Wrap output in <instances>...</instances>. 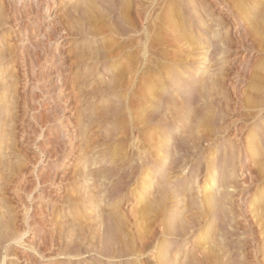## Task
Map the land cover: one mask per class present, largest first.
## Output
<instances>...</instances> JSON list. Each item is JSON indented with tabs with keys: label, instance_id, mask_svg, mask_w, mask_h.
<instances>
[{
	"label": "rangeland",
	"instance_id": "rangeland-1",
	"mask_svg": "<svg viewBox=\"0 0 264 264\" xmlns=\"http://www.w3.org/2000/svg\"><path fill=\"white\" fill-rule=\"evenodd\" d=\"M91 1L93 2V4ZM106 1L107 0L102 1L103 4L101 5L100 3L101 0H95V1L90 0L91 4L89 3L90 4L89 5L88 3H86V2H89L87 0L85 2H82V0H0V12L2 11V13H0V21H1L0 22L1 23L0 24L1 25L0 26V224H2V226L0 225V230L4 229L1 232L2 234L0 233V264H48V263L49 264L50 263L59 264L60 261H62L60 264H64V263L65 264H71V263L72 264H94V262L97 264H101V262H103L102 264L104 263L108 264V261L105 258L103 261L101 260L98 261L97 259H100L101 257L97 258L98 256L97 254L95 253L91 254L93 252L86 254L87 253L86 251L88 250L87 248H89L88 245L89 244L91 245V242L89 241H92L93 239H95L93 240L95 242L94 243L92 242V244L96 243V238H95L97 234L96 230L97 229L99 230L100 228V226L98 227L97 225H100L102 223L101 219L105 218L108 215V213H111L113 210H116L117 212L118 210H120V208L123 207L122 209L124 210L121 209L122 211L130 212V210L132 209L134 210L136 206L137 207L139 206L137 205L139 203L137 202L133 203V201H131L132 199L128 201L126 199L124 200L121 198L122 196H124L123 195L124 193L126 195L132 192L133 189H135V187L138 186L137 185L138 182H140L141 168H139L138 162L136 161H139L140 150L138 147H140L141 145L137 144V141L135 143L134 141H131L129 138L127 139L124 138L125 135L122 132L123 130L125 131V129L123 130L121 129L125 125L124 122L127 123L126 122L127 120L125 119L126 117L122 116L124 119L121 117H118L117 119V117L114 114L115 113L114 107L116 105L118 106L119 103L121 106H123L124 99H121V98H120L121 100L117 99L121 97L120 96L121 94L119 95V92L117 93L116 91L115 93V91L109 88L110 83H111L110 76L112 75L109 70L112 68L113 64L110 63V61H108L109 62L108 63L107 60H105L104 52H106L107 50L106 44L109 41L108 38H106L109 36L107 32L109 30H106L105 28L109 26L110 29H112L113 28V27L111 28L112 25L113 26H115L116 24L118 25V18H119L117 16L118 11L116 10L117 8L115 9V7H118V5L116 4V2L118 1L108 0V2L110 3ZM175 1L178 2L180 5L179 12L180 13L183 12V14L185 13L184 15L187 17L190 24L194 25V27H198L197 22L200 20L199 17H201V14L195 11V9L199 7L198 4L200 5L201 2L203 6L205 5V8L206 7L208 8L207 10H209V14L214 15V17L212 18H214L215 20L216 19L220 20L222 18L223 19L228 18V16L226 15L227 13L225 14V12L222 13L221 11L217 10V7H218V3H216L217 0L216 1L215 0H203V1L198 0L199 2L197 0L195 1L193 0L194 2L190 0L189 2L188 0H186L187 3L185 0H175ZM175 1L171 0L172 3L170 2L171 4L170 3L169 4L176 5L174 4L176 3ZM105 2L107 3V5L108 4L109 5L107 6ZM112 2H113V5H112ZM150 2L151 0H143L141 2V6L142 5L145 6V4H149ZM208 2H210V4ZM83 3H85V5ZM4 4L5 6H3ZM119 4H121V1L119 2ZM92 5H95V6H92ZM96 8L98 11L100 10L99 12L101 14L96 11ZM88 9H89V13L91 14L88 13ZM101 9H103L104 11H102ZM113 11L114 13H112ZM1 14L3 15L1 16ZM105 14H108L109 17L107 15L105 16ZM214 19L211 22H209L210 24L209 27L211 26L213 30H215L214 26L216 25L215 24L216 21ZM102 22L106 23L107 25ZM103 25L105 28L101 30L102 31L104 30L107 33V34L104 33L105 35L102 33L100 34V32H97V31H101L100 29H98V27H101ZM225 26L226 25L218 27L216 30H222L225 28ZM94 27L95 28L97 27V31ZM115 27H118V26H115ZM94 32H97V33L94 34ZM244 32H245V28L243 29V27L241 26L238 27L230 23V26L228 25V27L222 31L221 39L220 40L218 39V41L219 42H231L232 41L233 43L236 41L235 46H240L239 42H237L238 41L237 39L241 37L242 34H244ZM90 33L92 34L90 35ZM215 37L216 35H214V39H216ZM103 41L105 44L103 43ZM198 41L201 42V45L199 44L200 45L199 46L198 44H196L195 47L201 48V46L203 45L202 48H204V40L199 39ZM212 41H214L213 38H212ZM213 43H217V41ZM208 46L209 45H207L205 48H208ZM194 53L198 54V52H194ZM225 53L227 54L226 55L223 53V56L225 58L222 56V59L220 60L221 58L220 56H215L214 59L212 58L211 64L210 63L207 64L208 68H209V65L211 67L208 70L211 69L210 71H212V66L214 65L212 63L213 60H214V63L216 61H220L221 64H219V66L214 68V70L219 67L220 68L223 67L224 69L227 68V70L229 71V74H228V71H227V74L230 77H228V79L226 80L227 81L226 86H225L226 89L223 92H225L226 94H229L233 90L232 93H234V88H237L235 89L236 92L241 91L243 93L244 89H247V88L249 89L250 86L252 88V84H249L248 82H245L243 80L245 79V77L243 78V76L248 72L249 69H252V64L254 67V60L251 56L252 53L247 52L245 55L242 54V56H239V57L238 55L236 56V54L233 51L228 52V53L226 51ZM197 54L194 56L195 59L200 58L197 56ZM180 55L184 56V54L182 53H180ZM97 60L99 61L97 62ZM190 60L188 62H192L194 59H192L191 61ZM122 61L123 60H121L120 62ZM195 61L193 62L196 63L197 61L196 62ZM105 62L108 63V65ZM222 64L224 66H222ZM191 66L192 65L187 66V67L190 68ZM190 69H192V67ZM164 70L160 69L159 71L164 72V74L168 73V72H165ZM182 72L183 70H181V72H178V73L182 74ZM237 72H239L240 74ZM235 74L238 76H236ZM205 77H206V74H205ZM108 79L110 80V82ZM200 80L201 79H198L196 81H200ZM228 85L230 86L234 85V86L228 87ZM105 86L107 87L109 92L107 91ZM169 86H171V88L174 89V84L169 85ZM169 86H168V89L172 90ZM253 87L255 89L254 85ZM180 90L182 91L184 89L181 88ZM175 93L174 94L172 93L170 94L168 92L165 93L164 98L165 99L167 98L165 101L171 102L172 95H176ZM170 96L171 98H169L170 99L169 100L168 97ZM220 97L222 96L220 95ZM262 98L264 100V96ZM262 98L260 99L262 102V106L261 108H258V109L245 108L246 106L243 107L242 106L243 103L240 100L237 99L238 101L237 100L235 101L233 100V98H231L230 100L231 106L229 105L228 107L229 110L226 109L224 114L221 110L218 111L219 108L217 107L216 109L218 113L216 112L215 107L210 108L209 109L210 111L205 110L207 112L212 111L209 114H212L214 117H216L214 119V117L211 115L213 117V118L211 117L213 121H211V118H210L211 122H209V124L210 123L212 124H210L211 127L208 124V126L206 127V130L209 131V133L214 132L213 134L211 133V135H215V134L218 135L220 133L218 136L215 137V139L216 138L217 139H216V144L214 146L216 150L215 152L219 153L217 156H219L220 160H217L218 158L216 159V162L214 164L212 171L215 168H217L218 172L222 174L221 173L222 170L225 171L226 169V167L225 169L221 167L222 165L221 162H223L222 159L225 160L227 159L225 157H229V156L232 157V155L233 157L234 155L236 157L238 153L242 152L238 155L237 158H235L237 160L236 161L237 163H235L236 166L234 165V162H231V160L233 161V157L230 159L228 158L231 162L229 164H232L230 165L231 167H229L230 169L228 168V172H231V175H232L231 177H234L235 179L234 180L233 178L230 177V180L233 182L231 183V186L235 185L233 186L235 190H233V188L231 190L229 189L231 191L230 192L229 190H227L228 187L226 188V190L223 189V192L225 191V193L230 194L229 196H227L228 201L226 203L229 209L230 207H231V210L233 208L232 213L231 212L230 213L233 215L235 214L233 216L229 213L228 217L230 221L226 219V223H225V227L229 228V229L227 228L226 233H229L228 235H231L233 237V238L230 237L228 240V243L230 245L228 243L226 244V246L228 245L227 248L231 247V251H230L231 255L227 254L226 257L232 256L231 257L232 260L231 259L230 260L234 264L238 263L235 261H240L241 263L243 262L242 264H264V234L261 233V232H264V228L262 231L261 226L263 225L261 226L256 225L257 224L256 219H253L254 218V214H252L253 211L250 212V210H252L253 208L252 206L256 207L255 205L257 204L259 205L262 203V202L259 203L257 198H259L260 196H264V183H263L264 178L262 177L263 178V181H262L261 180L262 178H260L262 175L259 176L260 170H262V166L264 164V162H262L264 160L263 158L264 157V154H263L264 153V148H263L264 147V136H263L264 135V125H263L264 124V108H263L264 102ZM180 100H183L184 102L187 101L185 97L179 98V101ZM194 101L196 102V99H194ZM194 101L192 103H195ZM4 102H6L7 106L4 104ZM184 104H186V102ZM111 107L113 108V111L111 110ZM236 108L238 109L237 111L235 110ZM161 109L163 111H158L157 113L161 115V117H164L163 120L167 117V115L168 117L171 116L170 113H168L169 109H167V111H165V108L164 109L161 108ZM261 109L263 111H261ZM213 110L215 113L213 112ZM258 110L260 111V113ZM205 111L204 113L206 114ZM228 115L229 116L231 115V116L229 117ZM161 117L159 116V118ZM244 117H247L248 120ZM118 121H120V123ZM126 127H127V124L125 125L124 128ZM169 128L173 129L174 127L172 125ZM114 130L115 131L117 130V131L115 132ZM120 130L121 132L118 134ZM221 130H223V132H225L226 134L223 133ZM249 132L256 133L257 138L254 139L252 142H250L251 144L249 143L247 147L254 144L255 141L256 143L258 142L257 144L260 147H262L261 148L262 153H261V150L258 151L261 153V155L257 152V156L259 155L258 156L259 158L255 157L254 159H252L253 158L252 151L247 150L246 148L245 138L248 136V134H250ZM121 134H123L124 137ZM219 136L220 137L222 136L221 137L222 139ZM114 137L116 138L115 140H113ZM121 138H123V141H122L123 144H120L122 143L120 142ZM224 138L225 140H228V143H226L227 141H224ZM236 138L238 139V141L236 140ZM229 139L232 143H237V145L239 144L238 145L239 147L241 146L239 148L240 149L239 152L236 151V153L234 154L232 151H230L232 153L229 152V149H231V147L233 146L231 145L232 143H229L230 142ZM174 141H172L171 143H174ZM222 141L224 144L222 143ZM133 143L135 145L134 147H132L131 145ZM243 144L245 145V148ZM122 145L123 147H121ZM184 145L182 144L180 146V143H179V146H178V142L176 141L173 147L176 146L177 147L176 149L174 147L175 150L179 148L177 152L183 151L182 153L185 154L188 151L186 150L187 148H184ZM224 145H225V148H224ZM182 146H183V149H182ZM116 147L118 151L120 149L122 150L123 148H128V149H125V151L120 150L121 155H119L117 158V156L115 157V155H113L114 151L112 152V150L114 149L117 150ZM135 147L138 149H136ZM226 148L227 149L229 148L228 149L229 154L225 153L227 152ZM182 153L181 155L179 154V155L174 156V152L173 153L170 152V155L172 156H171V159L168 160L169 164H171L174 161L173 158L177 157L179 159V156L183 157L181 158L180 161H178V163H176L178 168H176L175 165H174L175 167L171 165L170 166V168L172 167L171 169L169 167L168 168L166 167L163 171L159 172V174L156 175V178H158L160 174H161L160 177L162 178L163 177L162 173L163 174L165 173L164 177H166V175L168 176V173L169 175L173 176V172H172L173 167L176 169L174 170V172L175 171L180 172L183 170L181 169L182 167L187 166L186 170L184 169L185 171L184 170L182 171L183 172L181 174L182 179L181 178L178 179L177 177L175 179H172L171 184L173 185L175 184V186L177 187L172 185V188H171V185L165 186V182L162 183L164 185L163 187H165L163 189L165 190L168 189L167 191H169L170 188L172 189L173 192L174 190H179V189L180 191H182L183 186H186L189 183L194 182L196 178V174H197L196 172L198 171L199 164L207 165L208 161H206V159L210 158L209 154L203 153V152H197V154L195 152L194 153L191 152L192 155L189 153H186L185 155L187 156L184 155L186 158L183 156ZM188 155H191V156L189 157ZM113 156L117 158L115 159L116 161L114 160ZM148 156L151 157L150 155H146V157ZM248 156L250 157L248 158L249 163L246 162L247 161L246 157ZM260 156H263V157H260ZM129 157H131L132 159H130ZM148 158L147 159L145 158L146 161H144L147 164L146 165L147 168L148 166L153 169L159 168L160 166L159 163H156L157 165H154L155 163H153V161L156 162L154 157H153L154 159H152L151 157L150 161L148 160ZM112 159L114 160V162H112ZM261 159L262 161L259 162V160ZM110 161L111 163H109ZM203 162L205 163L203 164ZM123 164L124 165L127 164V165L124 166ZM169 164H167V166ZM183 164L185 166H182ZM206 167L207 166L203 167V169L199 168L202 170V172L200 170V175L197 179H200L199 182H201L200 183L201 185L199 186V188L200 187L201 188L198 189V187L196 188V186H194L195 189L194 188L193 189L196 190V191L192 190L194 192V195L195 194L200 195V193L198 192H201L203 188L202 183L205 180L204 176L208 172ZM188 168L189 170H187ZM167 169L171 170V174ZM96 170L98 172L100 171L99 172L100 174L101 172L102 173L105 172V173L102 175H100L99 173L96 174L97 173ZM111 170H114L112 171L113 174L111 173ZM117 170L119 172H117ZM129 171H133L132 172L133 174H131V172L129 173ZM126 172L130 175L131 179H129L130 177ZM98 175L101 177L103 176L102 179H100ZM95 176L98 177L96 178L98 179L99 182H97V179L95 178ZM136 176H137V179L135 178ZM177 176H179V174ZM160 177L158 179L161 180ZM255 178L256 179L259 178L260 181H262L261 184L259 182L260 186L259 184H257V187L256 185L250 186L252 181H257V180L259 181V179L256 180ZM126 179H127V182L125 181ZM177 179H178V182H177ZM250 179L251 181H249ZM160 180H159L160 183L158 184H161ZM120 182H121V185H120ZM219 182H220V179H219ZM134 185L135 187H133ZM160 186L158 185L155 188L158 187L161 189L162 185ZM120 190H122L121 194L119 193ZM155 190L157 189H154V191ZM172 191L171 193H173ZM102 193L106 194L105 197H104V194ZM139 194H141V192H139ZM139 194H137V196H139ZM152 194L150 195L151 199H152ZM100 196L102 199L100 198ZM195 196H198V195H195ZM120 198L122 199V201ZM231 199H233L235 204L232 203L233 201ZM93 201L94 203H92ZM257 201L258 203L256 204ZM171 202L172 203L170 206L171 207L175 206L173 204L175 200H172ZM94 205H97V207ZM124 206L126 208H124ZM107 207L109 208V210ZM129 207H130V210H129ZM192 207H193L192 210L196 208V206L195 207L192 206ZM103 210H104V213H103ZM100 211L102 212V214ZM171 211L173 212V210ZM175 212L177 211L175 210ZM100 214L101 215L104 214L103 217ZM187 214H189V212ZM220 214H223V213H220ZM76 215H78L80 219ZM98 215L101 217H99ZM239 216L241 218L243 217V219H241ZM223 217L224 216L222 215L219 216L218 218L219 221H217V224L221 221L224 222L223 221L224 219L222 220ZM236 218L237 219L239 218L240 220L239 219L236 220ZM245 219H247L246 222H248V224L245 223ZM227 222L229 225L232 223L231 226L235 227V229L233 228L230 229V226L227 224ZM234 223L235 224L240 223L241 226L245 225L248 228L243 229L241 228V226L239 227L238 225H235ZM243 223L245 224L243 225ZM220 224L221 223H219L218 226H220ZM223 224L224 223H222V226L220 227L225 228ZM77 226L79 228H77ZM109 226L112 228L111 224ZM109 226L108 228H110ZM96 227L98 228L96 229ZM87 228H89L90 231ZM93 228L94 230L92 231ZM252 228L255 230V231L253 230L254 232L252 231ZM79 230H84V233H83L84 235L82 234V231H79ZM247 231H248V234L245 233ZM199 232L200 231H198L196 234H198ZM254 233L255 234L257 233V234L255 235ZM87 234H91V235H88L89 239L88 237L85 238ZM92 235H95V236H92ZM192 236L193 234H191V236L189 237L191 238ZM251 236L254 238H252ZM192 238L193 239H191V241L195 240L194 237ZM84 239H87V240H84ZM82 241L86 243L87 250L85 249L84 247L85 244ZM69 242L70 244L72 243L70 246H69ZM80 242H82L81 245H80ZM245 242L247 243V245ZM251 242L252 243L255 242V243L252 244ZM182 243L183 242L179 241V246ZM241 244L243 245L241 246L243 249L240 248ZM92 246L93 245H91L90 247ZM191 247H192V243L188 245L187 249H190ZM232 247L236 249L234 250V248L232 249ZM64 249L66 250L68 249V250L66 251ZM70 249L73 250L74 252L76 250L78 251L74 253ZM89 249H92V248H89ZM60 250L61 251L64 250L65 252H62V253H66V255L69 257H66V255H63V254L61 255ZM69 250L71 252V255H74V257L73 256L71 257L68 254L70 253ZM79 250L82 251V253L84 252L82 257H81L82 253L79 252ZM76 253L78 254V256H76L77 255ZM236 255H238V257Z\"/></svg>",
	"mask_w": 264,
	"mask_h": 264
},
{
	"label": "bare ground",
	"instance_id": "bare-ground-1",
	"mask_svg": "<svg viewBox=\"0 0 264 264\" xmlns=\"http://www.w3.org/2000/svg\"><path fill=\"white\" fill-rule=\"evenodd\" d=\"M85 1L82 0V2H85ZM87 1H89V2H86V3L89 4L90 0H87ZM102 1H104V0H101V2H100L101 5L103 4ZM116 1H118V2H116L118 7H115V9L117 8L116 9L118 11L117 16L119 18H118V25L116 23H114V24H116L115 26H118V27H115L113 25L111 26V28L113 27L112 29H110L109 26L108 27L106 26L107 28H105L104 25L101 26L102 28L98 27V26L97 27L100 30L103 28H105L106 30H109L107 32H108V35L110 37L109 36L106 37V38H108L109 41L106 44L107 50L105 49L106 52H104L105 53L104 58H105V60H107V62L110 61V63L113 64L112 68L111 67H110L111 69L109 68L110 69L109 71L111 72L112 75L110 76L111 77L110 86L109 85L108 86L113 91H115V93L117 91V93L119 92V95L121 94L120 95L121 97H119V95H118L119 98H117V99H119V100L124 99V102H123L124 105L122 104L123 106H121L119 103L120 106L116 105L114 107V112H115L114 114L117 117V119H118V117H121V118L126 117L125 119L127 120L126 121L127 123L124 122L125 125L127 124V127L124 128L125 125L122 124L124 126L121 129V130L125 129V131L123 130V132H122L125 135V137L123 134H121V135H123V137L126 139L129 138L131 141H134L135 143L137 141V144L141 145L140 147H138L140 150L139 161H136V162H138L139 168H141L140 182H138L137 187H135V185L133 186V187H135V189H133L132 192H130L126 195L124 193L123 194L124 196H122L121 198L124 200L126 199L128 201H130L132 199L131 201H133V203L134 202L139 203L137 205H139L140 207L138 206L139 207L138 208L136 206L137 207V209L135 207L136 210L135 209L130 210V207H129L130 212L129 211L124 212V211H122V210H124V209H122L123 207L122 208L119 207L120 210L117 209L118 210L117 212H116V210H113L114 212L110 211L111 213H108V215L106 216L107 218L106 217L102 218L104 220H102L100 218L102 223L99 222L101 224L97 225L98 227L100 226L99 230L97 229L98 227H96V229L98 230V232L96 230V233H97L96 237H95L96 243L92 244V242L93 243L95 242V241H93L95 239H93L92 241H89V242H91V245H93V246L90 247L91 246L90 244L88 246H89V248H92V249L87 248L88 249L87 250L86 249V247H87L86 243L84 241H82V242H84V244H85L84 247L87 250L86 254L93 252L91 254H94V253L97 254L98 255L97 258L101 257L100 259H97V258H95V259H97L98 261L99 260L103 261L105 258L108 261V264H234L231 261L232 256L231 257L227 256L228 258L226 257V255L230 254V251H231V247L227 248L228 245L226 246V244L228 243L229 238L232 236L228 235L229 233H226L227 232L226 230L228 227L227 228L225 227L226 219L229 220L228 214L230 212L232 213L233 208H232V210H231V207H230V209L228 208L226 202L228 201L227 196H229L230 194L225 193V191L223 192V189L226 190V188L228 187L227 190H229V189L231 190L233 188V186H235V185L231 186V183H233V182L230 180V177L232 175H231V172H228V168L231 167L230 165H232V164H229V163L234 162V165H235V163H237L236 162L237 160L235 158H237L238 155L242 152L238 153V155L236 157H235V155H234V157L232 155L233 161L231 160V162L229 159L232 157H230V156L225 157L224 156L227 159H225V160L222 159L223 162H221L222 163L221 167L224 169L226 167V169H225V171L222 170V172H221L222 174H220L218 172L217 168H215L212 171L214 164L216 162V159L218 158L217 160H220L219 156H217L219 153L215 152L216 150L214 147L216 144V139H217V138L215 139V137L218 136L220 133L218 135L217 134L211 135V133L213 134L214 132H211V130H210L211 133H209V131L206 130V127L208 126L209 122L213 121L212 118L214 116L212 114H209L212 111L207 112L205 110H209L210 108L215 107V110L217 112V109H216V107H217V108H219L218 111L221 110L224 114L225 110L228 109L229 105L231 106V104H230L231 98H233V100H235V101L237 99L240 100L243 103L242 106L243 107L246 106L245 108H248V109L261 108L262 102L260 99L264 96L263 95V93H264V0H217V2H216V3H218L217 10L221 11L222 13L225 12V14L227 13L226 15L228 16V18H226V19L222 18L220 20L219 19L215 20L214 18H212V17H214V15L209 14V10H207L208 8L207 7L205 8V5L203 6V4L201 2L200 5L198 4L199 7L196 6L197 8L195 9V11L197 13L201 14V17H199L200 22L199 21L197 22L198 27H194V25L190 24L189 20L184 15L185 13L183 14L182 11H181L182 13L179 12V6L180 5L175 0L174 1L176 3H174V4H176V5H173V4L170 5L172 3L171 0H151V2L149 4H145V6L144 5L141 6V2L143 0H116ZM120 1H121V4H119ZM190 1H193V0H190ZM106 2H108V0ZM210 2H208V3L210 4ZM4 3H6V2H4ZM108 3H110V2H108ZM186 3H187V1H186ZM195 3H197V2H195ZM83 4L85 5V3H83ZM92 4H93V2H92ZM95 5H96V3H95ZM95 5H92V6H95ZM106 5H107V3H106ZM112 5H113V2H112ZM114 5H115V3H114ZM181 5H182V3H181ZM3 6H5V4ZM185 8H186V6H185ZM103 9H101V10L104 11ZM212 9H214V8H212ZM90 10H92V9H90ZM105 10H107V9H105ZM192 10H194V9H192ZM210 10H211V8H210ZM96 11L99 12L100 10L98 11L96 8ZM185 12H186V10H185ZM211 12H212V10H211ZM0 13H2V11ZM88 13H89V9H88ZM92 13H93V11H92ZM112 13H114V11ZM112 13H111V15H112ZM89 14H91V13H89ZM100 14H98V15H100ZM102 14H104V13H102ZM2 15L3 14H1V16ZM93 15H95V14H93ZM106 15L108 16V14H105V16ZM111 19H112V17H111ZM213 19L216 21V23L214 22L216 25L213 24V25H215L214 26L215 30H213L211 28V26L209 27V25H210L209 22H211ZM192 20H193V18H192ZM112 21H114V20H112ZM102 23H104V22H102ZM230 23L232 25L234 24L238 27L241 26V27H243V29L245 28L244 34H242V36L240 35L241 37H239L237 39L238 40L237 42H239L240 46H235L236 41L234 43L232 41L231 42H219L218 41V39L219 40L221 39L222 31L225 28H227L228 25L230 26ZM97 24H99V23H97ZM104 24H106V23H104ZM224 25H226L224 29L216 30L218 27H221ZM97 27L96 28L94 27L96 29V31H97ZM97 32H100V34L101 33L107 34L104 30L103 31L102 30L97 31ZM97 32H94V34ZM179 33H181V34H179ZM182 33H183V35H182ZM91 34L92 33H90V35ZM214 35H216V37H215L216 39H214ZM223 35H224V33H223ZM212 38L214 41H212ZM199 39L204 40V48H202L203 45L201 46V48L195 47L196 44L201 45V42H200L201 40L198 41ZM215 40L217 41V43H213V42H216ZM105 41H107V40H105ZM103 43H104V41H103ZM207 45H209L208 48H205ZM237 45H238V43H237ZM226 51H227V53L233 51L236 54V56L238 55V57L242 56V54L245 55L247 52L252 53L251 56L254 60V67H253V64L251 63L252 69H249L248 72L246 71L247 73L245 72L246 74L243 76V78L245 77V79H243V80L245 82H248L249 84H252V88H251V86L249 89L247 87H245V88H247V89H244L245 93L244 92L242 93L241 91H239L240 93L236 92L235 89H237V88H234V93H232L233 90L229 94H226L225 92H223L226 89L225 88L226 82H227L226 80L230 76L228 75L229 71L227 70V68H225L226 69L225 70L223 67L222 68L219 67V68L214 70V68H216L217 66H219V64H221L220 61H216L214 63V60H213L212 63L214 65L212 66V71H210L211 69L208 70L211 67L209 65V68H208L207 64L208 63L211 64L212 58L214 59L215 56H220L221 57L220 60H221L223 53L226 54L225 53ZM100 52H102V51H100ZM194 52H198V54L196 53L197 56L200 57L199 59L197 58L198 61H197V59L194 58V56L196 55ZM180 53L184 54V56L180 55ZM190 59L191 60L194 59L193 61L196 60L197 62L196 61H195L196 63H194L193 61L188 62ZM121 60H123V61L120 62ZM216 60H218V59H216ZM98 61L99 60H97V62ZM229 62H231V61H229ZM108 63H106V64L108 65ZM187 64H189V65H187ZM190 65H192L191 66L192 69H190L191 67L190 68L187 67ZM195 65H196V67H195ZM193 66H194V68H193ZM222 66H224V65L222 64ZM160 69L161 70L169 69L170 71L164 70L165 72H168L169 74L168 73L164 74V72L159 71ZM237 69H238V67H237ZM181 70H183V72H182V74H179L178 72H181ZM227 71H228V74H227ZM240 72H241V70H240ZM237 73H239V72H237ZM166 74H168V75H166ZM205 74H206V77H205ZM232 75H234V74H232ZM241 75H242V73H241ZM236 76H238V75H236ZM197 78L201 79V80L196 81V80H198ZM231 78H232V76H231ZM239 78H240V76H239ZM182 79H183V81H182ZM109 82H110V80H109ZM168 84L169 85L174 84V89H172L171 86H169ZM253 85L255 86V89H254ZM168 86L173 91L168 89ZM229 86L230 85H228V87ZM233 86H230V87H233ZM236 86H237V84H236ZM105 88L107 89L106 86H105ZM181 88L184 89V90H182L183 92L180 90ZM107 91H108V89H107ZM167 92L170 94L171 93L174 94L176 92L175 93L176 95H172L171 102L165 101L167 98L166 99L164 98L165 97L164 94ZM222 92L225 94H223ZM125 93H126V95H125ZM220 95L222 97H220ZM182 97H185L187 99V101H185L186 104H184L185 102L183 100L179 101V98H182ZM169 98H171V96L168 97V99ZM194 99H196V102L194 101ZM262 100H263V98H262ZM193 101L195 103H192ZM263 102H264V100H263ZM4 104L6 105V102H4ZM161 108H163V109L165 108V111H167V109H169L170 112L168 111V113H170L171 116L169 115L170 117H168V115H167V117L163 120L164 117H161V115H159L157 113L158 111H163ZM248 109H246V110H248ZM111 110L113 111L112 107H111ZM235 110L237 111L238 109L236 108ZM204 111L206 112V114L204 113ZM241 111H242V109H241ZM241 111H240V113H241ZM261 111H263V110L261 109ZM213 112H214V110H213ZM232 112H234V111H232ZM259 113H260V111H259ZM162 114H164V113H162ZM158 115L161 118H159ZM215 116H217V115H215ZM253 116H255V115H253ZM210 118H211V121H210ZM215 118L216 117H214V119ZM244 118L247 119V117H244ZM248 118H250V117H248ZM216 120H218V119H216ZM120 121H118V122L120 123ZM210 124H212V123H210ZM210 124H209V126H210ZM172 125L174 128L170 129L169 127H171ZM214 127H213V129H214ZM121 130L118 132V134L121 132ZM205 131H207L209 134ZM221 131L223 132V130H221ZM223 133H225V132H223ZM249 133L250 134H248V136L245 138L246 139L245 145H246L247 150L252 151V153H253L252 159H254L255 157L259 156V155L257 156V152L260 151L262 147H260L257 144L258 142L256 143V141L254 144L247 147L250 142H252L254 139L257 138L256 133H252V132H249ZM258 136H259V134H258ZM111 137H113V136H111ZM220 138H218V139H220ZM115 139L116 138L114 137L113 140H115ZM236 140L238 141L237 138H236ZM241 140H243V139H241ZM122 141H123V138H121L120 142H122ZM172 141H174V143H171ZM176 141L178 142V146H179V143H180V146L182 144L183 145L185 144L184 148H187L186 150L188 151L186 153H189L192 155V153H194V152L196 154H197V152H203V153L209 154L210 158L206 159V161H208L207 165H202V164L200 165L199 164L198 171L196 172L197 174H196V178H195L194 182H191L189 184L187 183L188 185L183 186L182 191H180V189H179V190H174V192H173L171 189L172 185H173V184H171L172 179H175L176 177L178 179L181 178V174L183 173L182 171L184 169L186 170V168H187V166H185L183 164L182 166H185V167L181 168V169H183L182 171H180V172L175 171L174 172V170H176L174 167L176 166V168H178L176 163H178V161H180L181 158H183L182 156L181 157L179 156V159L177 157L173 158L174 161L172 160L173 162L171 164L168 163V160H170L171 156H172V155H170V152H172V153L174 152V156L179 155V154L181 155V153L183 152V151L177 152L179 150V148L177 150H175L177 148L176 147L177 144H176V146H174L175 147V149H174L173 145H175ZM224 141H227L226 143H228V140H225V138H224ZM229 141H230V139H229ZM116 143H118V142H116ZM222 143H223V141H222ZM229 143H232V142L230 141ZM120 144H123V142ZM116 145H118V144H116ZM131 145H132V147L135 146L134 143ZM231 145H233V146L231 147V149L228 148L229 152L232 151L234 154V153H236V151H238V152L240 151L239 148L241 146L239 147L238 146L239 144L237 145V143H232ZM245 145H244V148H245ZM121 147H123V145ZM138 148H136V149H138ZM224 148H225V145H224ZM116 149H117V147H116ZM125 149H128V148H123L122 150L125 151ZM182 149H183V146H182ZM228 149H227V152H225V153H228ZM120 150L119 151H118V149L112 150V152L114 151L113 155H115V157L117 156V158H118V156L121 155L120 153L122 150L121 151ZM190 150L192 153L190 152ZM220 150H222V149H220ZM232 152H230V153H232ZM134 153H135V151H134ZM225 153H224V155H225ZM258 153L261 155L262 150H261V153L260 152H258ZM185 154H183V156ZM135 155H134V157H135ZM146 155H150L152 157V159L155 158L156 162L153 161V163H155L154 165H157L156 163H159V165H160V166L158 165L159 168L153 169V168H150L149 166L147 168V166H146L147 164L144 161H146V159L149 156L146 157ZM191 155H188V156L190 157ZM185 156H187V155H185ZM115 157L113 156L114 160L117 159ZM151 157L148 158L149 161L151 160L150 159ZM260 157H263V156H260ZM129 158L132 159L131 157H129ZM248 158H250V157L249 156L246 157V159H247L246 162L249 163ZM114 160L112 159V162H114ZM182 160H184V159H182ZM105 161H106V159H105ZM118 161H119V159H118ZM260 161H262V159L259 160V162ZM262 162H264V160ZM109 163H111V161ZM204 163L205 162H203V164ZM127 164H125V165L123 164V165L126 166ZM167 164H169V165L167 166ZM186 164H187V162H186ZM171 165H173V166L175 165L172 169L173 176L169 175V173L167 172L168 176L166 175V177H164L165 173L164 174L162 173V175H163L162 178L160 177L161 174L159 175L161 180L158 179L159 177L156 178V175L159 174V172L163 171L166 167L170 168ZM234 165H233V167H234ZM200 166H202V167H200ZM205 166H207L206 168H207L208 172L204 176L205 180L202 183L203 188H202L201 192H198V193H200V195L195 194V195H198V196H195L194 192L192 190L195 189L194 186H196V188L198 187V189L201 188V187L199 188V186L201 185L200 184L201 182H199L200 179H197V178L200 175V170L203 169V167H205ZM263 166H264V164H263ZM263 166H262V170L264 169ZM116 168H118V167H116ZM199 168H201V169H199ZM170 169L169 170L167 169V170L171 174ZM187 170H189V168ZM262 170H260V174L258 173L259 176L262 175L260 178H262V177L264 178V176H263L264 170L263 171ZM105 171H106V169H105ZM112 171H114V170H111V173H112ZM99 172L97 171L96 174H98ZM107 172H108V170H107ZM117 172H119V171L117 170ZM130 172H131V174H133L132 173L133 171H129V173ZM201 172H202V170H201ZM104 173L105 172H103V173L101 172V174L100 173L99 174L102 175ZM116 174H118V173H116ZM178 174H179V176H177ZM107 176H109V175H107ZM137 176L135 177L136 179H137ZM96 177L97 176H95V178ZM99 177H100V179H102L103 176L102 177L99 176ZM129 177H130V175H129ZM104 178H106V177H104ZM104 178H103V180H104ZM231 178L234 179V177H231ZM263 178L261 179L262 181H263ZM129 179H131V177ZM178 179H177V182H178ZM219 179H220V182H219ZM257 179H259V178H257ZM119 180H121V179H119ZM159 180L161 181V184H158V183H160ZM125 181L127 182V179ZM249 181H251V179ZM262 181H260V179H259V181L258 180L252 181V183L251 184L249 183V184H250V186L256 185V187H257V184H259V182L261 184ZM97 182H99L98 179H97ZM164 182H165V186L171 185V188L169 189V191H167L168 189H166V190L163 189V188H165V187H163L164 185L162 184ZM183 182H184V180H183ZM103 184H104V182H103ZM235 184H236V182H235ZM260 184H259V186H260ZM120 185H121V182H120ZM125 185H126V183H125ZM158 185L159 186L162 185V188L161 189L158 187L155 188ZM173 186H175V184ZM175 187H177V186H175ZM115 188H117V187H115ZM154 189H157V190L154 191ZM175 189H177V188H175ZM236 189H237V187H236ZM106 190H108V189H106ZM152 190L154 191V193ZM233 190H235V189L233 188ZM121 191L122 190H120V192H119L120 194L122 193ZM171 191L173 193H171ZM194 191H196V190H194ZM110 192H112V191H110ZM139 192H141V194H139ZM234 192H236V191H234ZM150 193L151 194L153 193L152 199L150 198V195H151ZM223 193L226 195V197ZM98 194H99V192H98ZM102 194H104V193H102ZM137 194H139V196H137ZM105 195L106 194H104V197H105ZM100 198H101V196H100ZM259 198H257L259 203H261V202L262 203L258 205L257 204L258 201H257L256 204L258 206L255 205L256 207H254V206H252L253 208L251 207L252 210H250V212L253 211L252 214H254V218L253 217H251V218L256 219V222H257L256 225H260V226L263 225L264 226V203H263L264 202V196H260ZM122 199H121V201H122ZM103 200H104V198H103ZM172 200H175V202H173V204L175 205V206H173L174 208L170 206L172 203L171 202ZM229 200H230V198H229ZM231 200L233 201V199H231ZM92 203H94V201ZM232 203L235 204L234 201ZM253 204H255V203H253ZM94 206L97 207V205H94ZM105 206H107V205H105ZM105 206H104V208H105ZM192 206H194V207L196 206L197 209L195 208L194 210H192L193 209ZM124 208H126V207L124 206ZM235 209H237V208H235ZM108 210H109V208H108ZM171 210H173V212ZM175 210L177 212H175ZM195 210H196V212H195ZM98 212H99V210H98ZM188 212H189V214H187ZM236 212H238V211H236ZM103 213H104V210H103ZM220 213H223V214H220ZM233 213H235V212H233ZM101 214H102V212H101ZM219 214L224 216L222 218V220L224 219L223 220L224 222L221 221L219 223H221L220 226H222V223H224L223 225L225 228L218 226L219 223L217 224V221H219V219H218L220 216ZM103 215H101V216L103 217ZM231 215H233V214H231ZM76 216H78V215H76ZM80 216H81V214H80ZM101 216H99V217H101ZM243 217L242 218L240 217V218L243 219ZM78 218H79V216H78ZM238 219L236 218V220H238ZM247 219H245V223L248 224V222H246ZM232 221H234V220H232ZM109 223L111 224L112 228L109 226L110 225ZM229 223H231V222H229ZM240 223H238V224L234 223V224L238 225L240 227L241 226ZM245 223H243V225ZM227 224H228V222H227ZM231 224L230 225L228 224L230 226V229L231 228L235 229V227L231 226ZM251 224H252V222H251ZM0 225L2 226V224H0ZM78 226H80V225H78ZM78 226H77V228H79ZM108 226L111 229L108 228ZM247 226H249V225H247ZM263 226H261L262 231L264 228ZM249 227H251V226H249ZM216 228H218V229H216ZM241 228L247 229L248 227H246L244 225V226H241ZM87 229H89V228H87ZM3 230H0V233ZM93 230H94V228L92 229V231ZM253 230L254 229L252 228V231ZM79 231H82V234L84 233V230H79ZM89 231H90V229H89ZM196 231L197 232L200 231V232L198 234H196L197 233ZM211 233H212V235H211ZM245 233L248 234V231ZM261 233L264 234V232H261ZM93 234H95V233H93ZM191 234H193L192 237H194L195 240L191 241V239H193L192 237L191 238L189 237V236H191ZM88 235H91V234H87V236H85V238L88 237ZM79 236H80V234H79ZM92 236H95V235H92ZM252 238H254V237H252ZM75 239H73V240H75ZM88 239H89V237H88ZM244 239H246V238H244ZM73 240H72V242H73ZM84 240H87V239H84ZM179 241L183 242L182 244H180V246H179ZM82 242H80V245ZM191 243H192V247L190 249H187L188 245ZM199 243L200 244L202 243V244L200 245ZM231 243H233V242H231ZM238 243H239V241H238ZM254 243H252V244H254ZM71 244L69 242V246ZM246 245H247V243H246ZM82 246H83V244H82ZM241 246H243V245L241 244L240 248H242ZM233 248L234 247H232V249ZM235 249L236 248H234V250ZM64 250H66V249H64ZM64 250L63 251L60 250L61 255L62 254L66 255V253H62V252H65ZM70 250H69V252H70ZM80 250H79V252L82 253V251H80ZM234 250H233V252H234ZM71 251H73V250H71ZM76 251H78V250H76ZM79 252H77V253H79ZM68 254L71 257L72 256L74 257V255H71V252ZM83 254H84V252L82 253L81 257L83 256ZM76 256H78V254ZM236 256L238 257V255H236ZM66 257H69V256L66 255ZM180 257L182 260L180 259ZM235 259H233V260H235ZM61 262L62 261H60V263ZM63 262H65V261H63ZM230 262H232V263H230ZM235 262H238L239 264L243 263V262L241 263L240 261H235ZM246 262H247V260H246ZM102 263L103 262H101V264ZM238 263H236V264H238ZM94 264H97V263L94 262ZM104 264H107V263H104Z\"/></svg>",
	"mask_w": 264,
	"mask_h": 264
}]
</instances>
